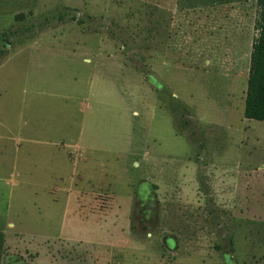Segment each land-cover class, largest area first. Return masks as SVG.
Returning <instances> with one entry per match:
<instances>
[{
    "label": "rangeland",
    "instance_id": "374dc122",
    "mask_svg": "<svg viewBox=\"0 0 264 264\" xmlns=\"http://www.w3.org/2000/svg\"><path fill=\"white\" fill-rule=\"evenodd\" d=\"M258 17L0 0V264H264V122L243 115Z\"/></svg>",
    "mask_w": 264,
    "mask_h": 264
},
{
    "label": "trees",
    "instance_id": "16d2710c",
    "mask_svg": "<svg viewBox=\"0 0 264 264\" xmlns=\"http://www.w3.org/2000/svg\"><path fill=\"white\" fill-rule=\"evenodd\" d=\"M259 17L256 21L257 37L251 45L247 89L244 100V118L264 122V0H256ZM9 44L5 38L4 48ZM181 107L187 110L186 106ZM4 236L0 232V259Z\"/></svg>",
    "mask_w": 264,
    "mask_h": 264
},
{
    "label": "crops",
    "instance_id": "0c3cea01",
    "mask_svg": "<svg viewBox=\"0 0 264 264\" xmlns=\"http://www.w3.org/2000/svg\"><path fill=\"white\" fill-rule=\"evenodd\" d=\"M249 64H250V56H249Z\"/></svg>",
    "mask_w": 264,
    "mask_h": 264
},
{
    "label": "flooded vegetation",
    "instance_id": "af4514ba",
    "mask_svg": "<svg viewBox=\"0 0 264 264\" xmlns=\"http://www.w3.org/2000/svg\"><path fill=\"white\" fill-rule=\"evenodd\" d=\"M149 201V200H148Z\"/></svg>",
    "mask_w": 264,
    "mask_h": 264
}]
</instances>
